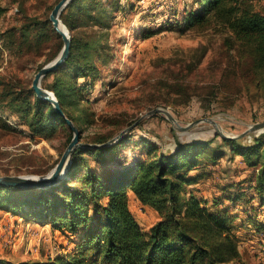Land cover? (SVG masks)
<instances>
[{
    "label": "trees",
    "instance_id": "obj_1",
    "mask_svg": "<svg viewBox=\"0 0 264 264\" xmlns=\"http://www.w3.org/2000/svg\"><path fill=\"white\" fill-rule=\"evenodd\" d=\"M85 2L70 0L61 11L59 17L71 33L69 54L58 69L47 75H52V80L42 83L54 93L64 115L35 94L31 81L0 75V112L8 110L23 120L31 137L41 134L49 138L58 134L57 125L64 126L68 134L64 148L73 136L66 118L79 129L82 117L72 109L81 103L86 86L97 78L95 60L100 58L103 49L102 35L96 37L85 29L75 31L93 21L103 23L108 16L105 0ZM195 2L197 5L185 11L178 25L212 27L221 34L225 60L219 65L217 77L212 76L210 80L212 96L223 91L237 94L245 91L250 97L264 98V0ZM8 10L0 2V20ZM0 40L4 49L18 60L31 52H42V47L48 45L37 71L55 59L63 46L48 15H22L17 25L0 31ZM204 55L205 52L202 58ZM79 77H89L91 82L79 83ZM174 82V86L179 84L175 78ZM121 126L133 132L139 124L125 121ZM15 131L0 115V137ZM125 136L103 146L112 139V134L97 133L80 141L99 146L74 148L65 175L48 188L0 185V209L48 222L52 228L78 237L73 253L15 263L0 257V264H242L230 222L239 217L235 210L243 200L244 226L258 231L264 228L260 215L264 210V126L248 131L239 139L242 142L220 138L231 155L241 156L243 163L252 168L247 180L252 181L248 187L254 192L246 195L235 191L240 187L238 182H232L222 189L235 188L234 191L212 199L197 195L186 186L207 175L205 168L224 154L215 138L219 135L203 141L180 139L173 131L170 146L157 142L145 145L146 139L142 137L141 155L144 156L118 160L115 150L126 140ZM211 145L214 147L208 151ZM63 151H59L49 169L56 165ZM199 167L203 169L190 173ZM8 173L4 169V175ZM129 192L158 213L157 220L147 230L139 225L130 210Z\"/></svg>",
    "mask_w": 264,
    "mask_h": 264
},
{
    "label": "rangeland",
    "instance_id": "obj_2",
    "mask_svg": "<svg viewBox=\"0 0 264 264\" xmlns=\"http://www.w3.org/2000/svg\"><path fill=\"white\" fill-rule=\"evenodd\" d=\"M56 1L0 0L1 5L9 8L0 20V31L17 25L24 14L49 16ZM105 1L108 9L105 22L93 21L75 31L85 29L95 33L96 37L102 35L103 48L100 58L95 60L97 78L86 86L81 103L72 109L82 117L79 121L80 141L104 132L114 138L127 128L121 126L125 121L126 124L137 123L139 127L133 132L126 131V140L115 150L114 155L120 160L124 157L131 159L134 155L144 156L141 155L142 137L146 139L145 145L157 142L170 146L173 131L180 139L199 138L203 141L217 134L219 136L215 138L224 154L216 163L205 168L207 175L186 187L207 199L234 191L235 188L222 189L223 185L232 182H238L237 187H240L235 191L245 192L246 195L254 192L248 187L252 181L247 180L252 168L243 163L241 156L231 155L220 138H235L242 142L239 139L250 131L253 124L264 121V98L250 97L245 91L240 94L223 91L212 96L210 80L212 76L217 77L219 65L225 60L221 34L212 27L198 29L178 25L185 11L197 5L195 0ZM113 5L116 7L113 8ZM47 46L42 47V52H31L25 59L18 60L4 49L0 40V75L31 81L32 84ZM203 52L205 55L202 58ZM44 77L40 82L42 87L43 81L53 78L49 75L44 80ZM174 78L179 82L176 86L173 85L176 83ZM85 80L91 82L89 77L78 78L79 83ZM155 108L168 111L174 120L171 121L163 112L149 113ZM0 115L17 129L0 137V175H4V169L9 175L37 178L48 175L55 167L49 169L59 151L65 149L68 135L63 129L65 127L57 125L58 134L49 138L41 134L31 137L27 125L16 115L8 110L0 112ZM194 121L196 123L192 126L180 128ZM188 129L191 132L184 133ZM212 145L207 148L208 151L214 147ZM88 156L91 157V154ZM201 169L196 168L190 173ZM238 205L240 207L235 211H238L239 217L230 223L231 231L237 238L240 262L264 264V228L258 231L255 227L244 226L241 220L245 216L243 200ZM129 206L136 221L145 230L158 218L157 211L149 206L133 201ZM260 215L264 219V210ZM28 217L0 209V257L15 263L43 261L74 252L75 240L78 239L76 235Z\"/></svg>",
    "mask_w": 264,
    "mask_h": 264
},
{
    "label": "water",
    "instance_id": "obj_3",
    "mask_svg": "<svg viewBox=\"0 0 264 264\" xmlns=\"http://www.w3.org/2000/svg\"><path fill=\"white\" fill-rule=\"evenodd\" d=\"M70 0H59L53 7L49 19L53 25V28L55 31L61 36L63 40V46L59 54L55 59H53L51 62L45 64L42 66L34 75V78L32 80V89L34 90L35 94L43 99L44 101H47L51 103L56 110L57 113L60 115H64L58 100L56 99L53 92L50 90H47L41 86V79L46 76L47 74L55 71L58 69L59 66L62 65V63L66 60L69 54V48H70V33L69 30L66 28V26L62 23L60 19V13L64 9V7L67 5V3ZM63 26V29L61 28ZM163 112L171 121L174 120L172 115L161 108H155L149 111V113H161ZM67 125L72 129L73 136L64 149L62 155L60 156L58 162L56 163L53 170L48 174L40 177H32V176H20V175H0V185L5 186H23V187H36L39 189L48 188L56 183L65 175L66 173V166L68 164L70 155L74 148H76L79 145H83L86 147L96 148L99 145H89V144H83L80 142V130L77 126L74 125V123L66 118ZM196 121L190 123L189 125L185 127H180L182 129H185L189 126H192L195 124ZM261 126H264V121L258 122L253 124L249 130H253L256 128H259ZM129 127L122 130L118 135H116L114 138L109 140L107 143L102 144H110L118 140L121 136L124 135V133L128 130Z\"/></svg>",
    "mask_w": 264,
    "mask_h": 264
},
{
    "label": "crops",
    "instance_id": "obj_4",
    "mask_svg": "<svg viewBox=\"0 0 264 264\" xmlns=\"http://www.w3.org/2000/svg\"><path fill=\"white\" fill-rule=\"evenodd\" d=\"M130 193V192H129ZM130 196H131V199H130V202L133 201V202H136V203H139L141 204L137 199H135V197L130 193ZM143 205V204H141ZM145 206H148V205H145ZM151 208V207H150Z\"/></svg>",
    "mask_w": 264,
    "mask_h": 264
},
{
    "label": "bare ground",
    "instance_id": "obj_5",
    "mask_svg": "<svg viewBox=\"0 0 264 264\" xmlns=\"http://www.w3.org/2000/svg\"><path fill=\"white\" fill-rule=\"evenodd\" d=\"M61 28L63 29V26H61Z\"/></svg>",
    "mask_w": 264,
    "mask_h": 264
}]
</instances>
